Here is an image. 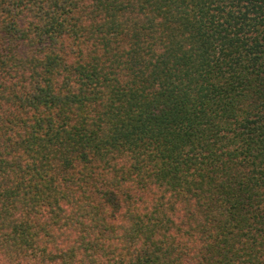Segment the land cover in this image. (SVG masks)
<instances>
[{"label": "trees", "instance_id": "obj_1", "mask_svg": "<svg viewBox=\"0 0 264 264\" xmlns=\"http://www.w3.org/2000/svg\"><path fill=\"white\" fill-rule=\"evenodd\" d=\"M0 264H264V0H0Z\"/></svg>", "mask_w": 264, "mask_h": 264}]
</instances>
